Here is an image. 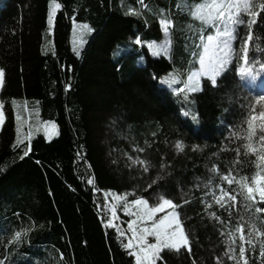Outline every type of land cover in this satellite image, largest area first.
I'll use <instances>...</instances> for the list:
<instances>
[{
    "label": "trees",
    "instance_id": "obj_1",
    "mask_svg": "<svg viewBox=\"0 0 264 264\" xmlns=\"http://www.w3.org/2000/svg\"><path fill=\"white\" fill-rule=\"evenodd\" d=\"M180 2L144 0L143 8L137 0H57L53 51H48V0H0L4 264H135L109 225L108 192H127L129 199L143 196L151 203L161 195L173 199L190 250L166 248L157 264H235L229 258L228 233L238 216L248 219L242 198L237 194L230 217L227 205L221 208L211 193H204L212 187L219 195V189L206 185L209 179L213 185L235 188L219 178L229 168L233 175L236 169L239 175L248 174L249 182L256 171L255 154L245 156L243 144L249 142L247 120L257 96L236 74L247 26H238L235 52L216 87L205 77L201 91L178 93L175 88H186L183 81L197 66L201 27L187 7L178 8ZM193 2L183 0L185 5ZM129 7L141 14L128 13ZM161 9L165 16L159 15ZM165 17L174 21L170 34L159 23ZM81 25L92 29L83 31L82 44L73 41L79 31L75 27ZM252 32V50L264 46V18L258 15ZM137 36L142 43H136ZM166 38L172 42L171 55H153L149 42ZM173 71L178 78L171 84L159 79ZM17 98L29 99L39 119L55 120L59 135L49 139L38 133L16 143ZM255 130L250 142L258 147L259 128ZM177 140L184 144L182 151L175 147ZM237 148L240 162L234 163ZM139 160L150 162L147 171ZM213 164L219 174L212 172ZM206 200L211 207L205 206ZM257 204L264 207L258 197ZM257 225L264 231V222ZM21 228L29 229L22 241L8 244ZM259 242L250 246L249 264H264Z\"/></svg>",
    "mask_w": 264,
    "mask_h": 264
},
{
    "label": "snow or ice",
    "instance_id": "obj_2",
    "mask_svg": "<svg viewBox=\"0 0 264 264\" xmlns=\"http://www.w3.org/2000/svg\"><path fill=\"white\" fill-rule=\"evenodd\" d=\"M143 8H147L144 4V0H137ZM179 7H187L189 14L194 20L200 21L201 25H212L217 29H222L218 31L215 35H207V42L203 46V51L198 53L199 68H192L188 74L186 80L183 82L186 84V88L181 89L179 86L175 88L176 92H194L197 88L194 85L200 83V77H207L210 84L213 87L217 86L218 77L230 63L235 49L232 47V41L239 39L237 35V28L241 25L247 26V32L242 38L240 53L237 56L241 62L236 67V74L239 76L241 81L248 79L256 80L259 75L253 70L251 64L253 61L249 60V42L253 39L252 25L256 23L257 16L264 18V0H194L191 5L183 4V0L178 3ZM60 5L57 0H48V24L51 26L52 18L57 8ZM128 13L133 15H140L141 11L139 9H134L132 7L128 8ZM159 15L165 16L164 10L161 9ZM166 34H170V28L174 27V21L169 18H162L159 21ZM81 31H92L88 25H81ZM51 30V28H49ZM136 43H142L139 36L136 37ZM171 40L166 38L157 44L155 41L149 42L148 47L153 50V55L159 56L163 53L165 56L171 55ZM79 53L77 52V55ZM261 70H264V63L259 65ZM5 69L0 68V84L4 80ZM175 71L167 73L165 76L159 77L160 80L165 83L171 84L175 79H177ZM185 100H188L187 95H185ZM257 103L264 102V95H258L256 97ZM15 103V101H13ZM253 114L247 120L248 135L245 138L246 141L243 144L244 154L247 156L249 153L255 154V159L258 163H255L254 167L256 171L251 174L250 182L248 174L239 175V169H236V175H233V169L229 168L226 173L219 174V168L216 164L212 165V172L219 174L220 180L227 183V185H233L235 183L236 187L231 190L226 189L222 184L213 185L212 179L206 181V185L214 186L219 189V195L212 191V187H209L208 192L204 195L208 196L209 193L212 195V200L215 204L219 205L221 208L228 206L229 216H232L231 208L237 202V194L242 198L244 207L248 212L247 221L244 220L243 215L237 217L238 222L236 223L232 232L228 233V239L230 242H235V233H239V258L243 261V264H249L248 257L245 255L246 248L245 243L253 245L255 247V241L251 239L253 234L257 238H264V231L261 230L257 225V221L260 220L264 222V217L259 214L264 213V207H260L257 204V197L259 201H264V103L261 104V108L258 112L255 110V105H252ZM187 114V113H185ZM4 119L3 112H0V122ZM257 123L254 124L253 122ZM256 128H259L258 135V147L254 146L252 142L253 136H256ZM19 133V128H17ZM45 135L50 139L51 136L46 131ZM21 138L18 135L16 143H20ZM13 144V147L16 146ZM175 147L177 151H182L184 144L182 141L177 140L175 142ZM193 148L198 147L193 145ZM138 151L143 152L144 149H138ZM237 160L234 163H239L240 148H237ZM27 150L24 151V155H27ZM137 162V161H134ZM144 170H148L149 161L139 160L138 161ZM166 165L161 164V168H165ZM4 170V166H0V171ZM89 183L92 182L89 178ZM199 187V185H197ZM235 193V194H234ZM158 202L152 206H149L148 200L144 197H139L138 199L132 200L133 205H143L144 212L138 217L140 221H150V224L146 223L143 229L140 230L137 235V228L133 227L134 221H128V227L132 230L133 236L136 241L137 250L131 253L135 257V264H157V258H159L162 249H173L179 250L181 246H189V237L186 234L181 221L179 220V213L176 211L170 212V214L165 216H160L157 219H153L156 213L162 211L166 207H171L175 209L177 205L174 204L173 199L167 196L161 195L157 198ZM185 203L187 201H184ZM231 202V203H230ZM206 207H211L210 201H204ZM125 211H127V205L124 206ZM113 216H115L116 209H112ZM211 215L216 217V213L212 212ZM220 219L219 217H216ZM111 221H109V224ZM223 223V220H221ZM231 220L229 221V224ZM247 224L248 232L247 236L245 233V225ZM29 229L21 228L15 231L11 237L8 239V244L20 243L22 237ZM121 236L124 233H120ZM155 237V242L148 243L147 237ZM125 248H133V241L130 239L127 244L123 245ZM190 250V246H189ZM229 251H232L231 243L229 245ZM230 259L234 257L230 256ZM259 258L264 260V239L259 242ZM0 264H4L3 260H0Z\"/></svg>",
    "mask_w": 264,
    "mask_h": 264
},
{
    "label": "rangeland",
    "instance_id": "obj_3",
    "mask_svg": "<svg viewBox=\"0 0 264 264\" xmlns=\"http://www.w3.org/2000/svg\"><path fill=\"white\" fill-rule=\"evenodd\" d=\"M56 13H57V9H56V11L53 15V18H52V24H51V26L48 24V28H47V32H46L47 37L45 39L46 40V42H45L46 47L45 48L48 51H53V38H52V36H53V31H54V23H55ZM257 18H258V16H257ZM257 18H256V21H257ZM254 25H252V28ZM49 28H51V30H49ZM76 29H78L79 31L76 32L77 36L75 35L76 37L74 38L73 41L74 42L77 41L78 43L82 44L83 41L86 40V35L84 32L81 31V29L79 27L76 26L75 30ZM218 31H222V29H217V28L213 27L212 25H207V24H205L203 26L201 25V27L198 28L197 35L200 37L199 53L203 51V46L207 42V35H215ZM78 33L80 35H78ZM252 43H253V39L249 42V52H248L249 60L254 62L251 64V67L253 68V70L255 72H257L259 74L257 76L258 83L264 82V70H261L259 67V65L261 63H264V46H260L259 48L252 50ZM233 44H234V40L232 41V47H233ZM151 51L153 52L152 49H151ZM241 55H242V53H241ZM143 63H145L144 60L141 61V64H143ZM229 64L224 69V71L229 67ZM199 67H200V65H199V59H198L197 66L195 68H199ZM203 78H205V77L201 76L200 77V83L198 85H194L197 88V90L194 92H198V91L202 90ZM248 80H251V79H248ZM2 84H0V90H1ZM14 101H15L14 107H15V112H16L17 128H19V133L17 132V136L19 135L21 139H24V137H29V139H31L32 136H34L38 133L45 134L46 131L51 136L50 139H53L59 135V127H58L57 122L53 119H44V120L39 119V116H37L38 112H37L36 108H34V106H32V103L30 102L29 99L17 98V99H14ZM262 103H264V102L256 103L255 108H256L257 112L260 110ZM0 112H3L1 105H0ZM3 116L5 118L4 112H3ZM3 121H4V119H3ZM3 121L0 122V128L3 124ZM253 123L256 124L257 122L254 121ZM46 137H48V136H46ZM107 196H108V200H109V203H108L109 221H111V223L109 225L116 229L118 235L120 236V238L122 239V241L125 244H127L128 241L130 239H132L134 247L130 248V251H131V253H133L134 251L137 250L138 246L136 245V241H135V238L133 236L132 230L129 229V227H128V221L133 220L135 222L133 227L137 228V235L139 234L140 230L143 229V227L145 226L146 223L150 224V221H140L138 219V217H140L144 212V206L131 204V201L135 200V199H129V194L127 192H122V193L108 192ZM141 197H143V196H141ZM138 198H136V199H138ZM144 198L146 200H148L146 197H144ZM148 203H149V206L156 204V203H151L149 200H148ZM125 205H127V209H128L127 211H125V207H124ZM113 208L116 209L115 216H113V212H112ZM172 211H176L178 213L176 208L172 209L171 207H166V208L162 209V211L156 213L155 216L153 217V219H157L160 216L168 215ZM179 220L181 221L180 216H179ZM181 224H182V222H181ZM182 226H183V224H182ZM183 228H184V226H183ZM120 233H124V235L121 236ZM234 235H235V242L232 243V257H234L233 259L235 261V264H243V261L239 258V243H240L239 233L234 234ZM146 239H147L148 243L155 242V237L149 236ZM255 241L259 242L258 238L255 239ZM250 246L251 245L245 243V248H246L245 255L247 257H248V252L250 250ZM181 247H183V245ZM163 250L164 249H162L161 252Z\"/></svg>",
    "mask_w": 264,
    "mask_h": 264
},
{
    "label": "bare ground",
    "instance_id": "obj_4",
    "mask_svg": "<svg viewBox=\"0 0 264 264\" xmlns=\"http://www.w3.org/2000/svg\"><path fill=\"white\" fill-rule=\"evenodd\" d=\"M256 82V81H255Z\"/></svg>",
    "mask_w": 264,
    "mask_h": 264
}]
</instances>
